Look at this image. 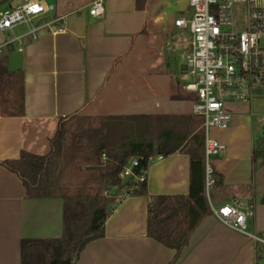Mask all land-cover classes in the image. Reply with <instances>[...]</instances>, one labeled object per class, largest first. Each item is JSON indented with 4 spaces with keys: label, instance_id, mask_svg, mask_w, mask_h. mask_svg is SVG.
I'll use <instances>...</instances> for the list:
<instances>
[{
    "label": "crops",
    "instance_id": "crops-1",
    "mask_svg": "<svg viewBox=\"0 0 264 264\" xmlns=\"http://www.w3.org/2000/svg\"><path fill=\"white\" fill-rule=\"evenodd\" d=\"M42 1L54 7L44 18H59L64 32L43 29L35 40L25 35L30 24L0 32V264H21L23 240L64 232L63 199L28 197L1 162L21 152L48 154L59 120L71 115L99 121L194 116L195 96L181 81L190 48L182 36L189 34L174 27L176 18L190 16L188 0H102L98 19L88 14L94 0ZM8 6L0 0V12ZM10 36H22L20 43L3 47ZM16 52L20 68L12 70L9 56ZM226 108L229 125L209 130L225 152L211 160L216 183L206 198L214 209L248 200L254 213L245 233L222 225L209 208L179 252L147 237L150 199L188 195L190 158L178 150L151 160L146 194L123 197L116 190L102 237L87 243L73 264H264V247L249 237L264 232V159L253 156L263 130L255 131L250 102Z\"/></svg>",
    "mask_w": 264,
    "mask_h": 264
},
{
    "label": "trees",
    "instance_id": "trees-1",
    "mask_svg": "<svg viewBox=\"0 0 264 264\" xmlns=\"http://www.w3.org/2000/svg\"><path fill=\"white\" fill-rule=\"evenodd\" d=\"M96 121V122H95ZM95 122V123H94ZM202 119L192 117H142L102 121L61 118L49 152L39 156L21 152L14 161L1 164L15 173L28 197L60 196L64 202V232L58 239L23 240L21 264H73L87 243L103 235V225L111 214L108 202L101 197L105 191L122 188L119 174L132 158L139 161V169L146 168L154 157H167L176 151L189 155V192L183 196H156L147 206L146 235L164 247L179 252L192 231L209 213L204 186ZM87 141L92 147L89 157H95L90 168L80 169L71 177L91 184L95 202H101L87 216L78 200L54 191L58 181H50L55 153L63 145ZM253 156L264 159V128L256 139ZM102 155L105 160L101 162ZM58 171V170H57ZM138 171V168L136 169ZM89 173V174H87ZM56 175V174H55ZM60 175V172L59 174ZM83 175L85 178H79ZM129 182L126 186H130ZM54 186V187H53ZM131 195H144L145 183H140ZM103 202V203H102ZM82 218L86 221L83 223Z\"/></svg>",
    "mask_w": 264,
    "mask_h": 264
},
{
    "label": "built area",
    "instance_id": "built-area-1",
    "mask_svg": "<svg viewBox=\"0 0 264 264\" xmlns=\"http://www.w3.org/2000/svg\"><path fill=\"white\" fill-rule=\"evenodd\" d=\"M188 7L191 17L176 18L174 27L187 30L190 36V48L182 61L185 69L181 81L182 88L195 96L192 115L202 119L200 129L203 132L204 186L207 192L216 183L211 160L225 152V146L211 138L209 130L225 129L231 120L227 103L250 102L252 87L264 84V0H188ZM237 7L243 8L242 18H239ZM53 9V5L42 0H9L8 8L0 12V32L30 24L25 35L33 40L43 29L62 33L65 29L59 18H44ZM103 13L102 0H94L88 14L98 19ZM35 19L37 21L33 22ZM21 37L10 36L2 46L20 43ZM148 166L139 169L137 158L128 161L119 174L123 197L131 196L129 192L145 183ZM127 182L131 184L128 187ZM209 208L222 225L240 233H245L246 223L254 213L248 200L237 198L219 208ZM249 237L264 247V232Z\"/></svg>",
    "mask_w": 264,
    "mask_h": 264
},
{
    "label": "rangeland",
    "instance_id": "rangeland-1",
    "mask_svg": "<svg viewBox=\"0 0 264 264\" xmlns=\"http://www.w3.org/2000/svg\"><path fill=\"white\" fill-rule=\"evenodd\" d=\"M236 11L239 13V18H242L243 8L237 7ZM191 14L192 12H190V16H188V18L191 17ZM182 37H184L187 42L190 41L189 35L186 34ZM250 107L252 113L254 114L253 121L255 131L256 133H261L264 128V84H256L252 87ZM91 148L92 147L90 146V144H88L87 141H81L72 146L68 144L63 145L61 150L55 153V157L53 158V166L51 168L49 176L50 181L54 182L55 178L58 181L57 185L55 184L56 187L53 186L55 193L69 196L73 199V201L78 200L83 206L82 209H84L85 211V213H83L85 216H87V214L96 206L100 205L101 202L97 203L94 200V185L92 183L91 184L93 186L91 184L86 185L83 179L76 180V178L71 177V175L75 174L77 170L94 166L95 157H89L88 152ZM101 162L103 161L101 160ZM59 172L60 175H58ZM79 178L85 177L83 175H80ZM116 190H119V187L105 191L101 199L106 200L108 204L114 202V199L112 198ZM207 192H210V188ZM109 205L108 207H110ZM82 220L83 223H85L86 219L82 218ZM31 261L33 264H37L35 258Z\"/></svg>",
    "mask_w": 264,
    "mask_h": 264
},
{
    "label": "water",
    "instance_id": "water-1",
    "mask_svg": "<svg viewBox=\"0 0 264 264\" xmlns=\"http://www.w3.org/2000/svg\"><path fill=\"white\" fill-rule=\"evenodd\" d=\"M15 62V66L9 65L10 69L12 70H16L20 68V62H21V53L20 52H16V53H12L9 56V64Z\"/></svg>",
    "mask_w": 264,
    "mask_h": 264
}]
</instances>
